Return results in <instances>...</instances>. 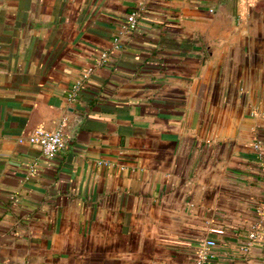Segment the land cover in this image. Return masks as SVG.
I'll return each mask as SVG.
<instances>
[{
  "label": "crops",
  "instance_id": "0c3cea01",
  "mask_svg": "<svg viewBox=\"0 0 264 264\" xmlns=\"http://www.w3.org/2000/svg\"><path fill=\"white\" fill-rule=\"evenodd\" d=\"M262 165L264 0H0V262L264 264Z\"/></svg>",
  "mask_w": 264,
  "mask_h": 264
},
{
  "label": "built area",
  "instance_id": "2783aa9c",
  "mask_svg": "<svg viewBox=\"0 0 264 264\" xmlns=\"http://www.w3.org/2000/svg\"><path fill=\"white\" fill-rule=\"evenodd\" d=\"M137 11L133 10L129 12L122 24L119 32L115 33L112 38V44L114 47L120 46L121 40L124 35L129 34L137 24ZM108 59V51L102 50L95 58V62L92 65L85 66L78 78L69 86L67 91V100L73 102L77 99L78 93L83 86H85L90 75L94 72L95 65L106 64ZM67 125V117L62 116L57 125L54 128L36 127L27 136H19L18 140H26L30 143L38 144L41 147V151L45 156H52L61 148L66 145V138L64 128ZM254 147H259V141L254 142ZM264 170V165H262ZM257 223H253L248 232L247 245L243 247L244 250L248 249L250 241H252L257 235ZM216 232H222L220 228H213ZM216 243L212 237L203 238L195 251L194 264H209L212 257L211 247ZM0 264H12L10 262H0Z\"/></svg>",
  "mask_w": 264,
  "mask_h": 264
}]
</instances>
